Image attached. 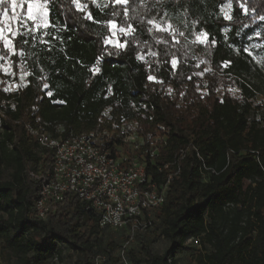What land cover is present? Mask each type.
Wrapping results in <instances>:
<instances>
[{
	"label": "trees",
	"instance_id": "obj_1",
	"mask_svg": "<svg viewBox=\"0 0 264 264\" xmlns=\"http://www.w3.org/2000/svg\"><path fill=\"white\" fill-rule=\"evenodd\" d=\"M225 1L49 0L46 19L9 37L15 55L0 41V102L12 97L9 80L18 88L0 131V177L9 170L0 180L1 259L137 264L128 256V237L102 246L101 232L113 227H101L87 202L71 193L52 202L45 219L36 217V176L51 169L53 151L27 130L53 138L94 132L117 149L116 133L133 123L139 139L166 141L146 161L157 185L171 174L164 203L142 226H152L149 235L159 233L169 247L153 254L141 245L144 264H176L189 239L201 248L196 264H264V104H255L262 69L246 50L264 23V0H246L247 13L233 0L230 20L221 12ZM5 8L0 4V12ZM129 27L130 34L119 32ZM201 31L208 34L204 44L195 40ZM106 39L127 46L105 45Z\"/></svg>",
	"mask_w": 264,
	"mask_h": 264
},
{
	"label": "built area",
	"instance_id": "obj_2",
	"mask_svg": "<svg viewBox=\"0 0 264 264\" xmlns=\"http://www.w3.org/2000/svg\"><path fill=\"white\" fill-rule=\"evenodd\" d=\"M27 27V22L19 24L21 29ZM8 90L12 97L0 102V131L5 108L14 109L17 84L10 82ZM27 130L39 146L53 151L51 169L43 176H36L41 180L35 202L38 219L47 217L52 202L61 201L65 194L71 193L87 202L101 227L120 228L130 224L138 229L150 224L154 210L164 203L171 174L165 184L158 186L146 168V161L155 160L164 147L166 141L162 136L141 140L135 131L121 127L115 136L117 149H111L103 146L94 132L53 138L30 125ZM178 155L183 158L185 150H180ZM175 174L177 170L173 171ZM189 241L198 244L197 239ZM121 256L124 260L123 251ZM124 264L128 263L124 261Z\"/></svg>",
	"mask_w": 264,
	"mask_h": 264
},
{
	"label": "rangeland",
	"instance_id": "obj_3",
	"mask_svg": "<svg viewBox=\"0 0 264 264\" xmlns=\"http://www.w3.org/2000/svg\"><path fill=\"white\" fill-rule=\"evenodd\" d=\"M235 1L237 2L239 7L241 3H244V6L246 7L245 5L246 0H235ZM37 2L38 1L33 0V3H37ZM228 2L229 0H226L222 4L221 8L224 7V5L228 4ZM8 6H9V15H11L12 9L10 8L9 3ZM230 9L225 8V11L228 12V14H230ZM15 11L19 15V22H13L12 28L14 30L19 28V24H21L22 22L25 23L27 22L30 26L31 22L40 21V20H29L27 18V3H24L22 7H18ZM243 13L245 12L243 11ZM222 14L224 16L223 12ZM34 15H35V10H34ZM246 50L251 55L252 62L255 63L256 66L262 69V78L257 80L262 93L257 94L255 99V104H264V23L259 25L258 28H256L253 31V33L249 36ZM9 82H15V81L9 80L7 83L9 84ZM129 129L135 131L136 130L135 124L133 123L130 124ZM122 150L127 151V149H122ZM8 173L9 170L5 169L3 171L2 176L0 177V180L1 181L6 180L8 178ZM155 222L157 223V220H155ZM151 228L152 226L150 227V229H145V227L140 226L138 227V229H134V230L107 228L103 230L100 234L102 238L101 244L103 247L108 249L107 241L114 240L117 243L116 244L117 247L120 243H122L123 240H125V238L128 237V241L127 242L124 241V243L127 244L128 256L130 257V255L133 254L138 260L137 264H144L145 255H144V251L141 248V245L147 244L150 251L153 254H161L169 247L168 240L161 237L159 233L156 232L154 235L151 236L149 235L150 234L149 231L151 230ZM192 243L193 242L186 241L183 250L176 256L177 258L176 264H196L195 257L201 251V248L196 246L194 243L193 244ZM112 256H116L115 251L113 252ZM0 264H17V263L14 258H9V259L0 258ZM62 264H70L67 257H64Z\"/></svg>",
	"mask_w": 264,
	"mask_h": 264
},
{
	"label": "snow or ice",
	"instance_id": "obj_4",
	"mask_svg": "<svg viewBox=\"0 0 264 264\" xmlns=\"http://www.w3.org/2000/svg\"><path fill=\"white\" fill-rule=\"evenodd\" d=\"M3 3H9L10 8L12 9L11 15H9V9L5 8L3 9L2 12H0V16L3 17V20H0V40H3V46L5 49H8L10 52H12L13 55L15 53L12 51L11 47V40L9 37H17L19 35L18 30H14L12 28L13 22H19V15L15 11L18 7H22L24 3H27V18L29 20H41V19H46L50 15V7H49V0H43L42 3L37 2L33 3V0H20L19 3H17V0H0V4ZM124 3L127 4L128 0H124ZM169 3H171V0H169ZM233 6V0H229L228 4L224 5V7L221 8V12L224 13V19L225 20H230L231 16L228 14V12L225 11V8H232ZM240 7L242 11L247 13V8L244 6V3L240 4ZM34 10H35V15H34ZM125 14L127 15V10H125ZM260 19L264 21V16H261ZM153 21H149V24H152ZM108 26L109 29L113 32V36H115V29H116V23L112 20L108 21ZM133 31L131 27L125 29V28H120L119 32L122 35H128ZM208 39V34L205 31H201L195 36L196 42H199L201 44H204ZM112 44L114 47L118 48H125L127 46V41L124 43H120L118 39H106L105 45ZM150 55L155 56L156 53H150ZM138 60H143L144 57L143 55H138L137 56ZM173 66H175V61H173ZM5 73L8 72V69H4ZM93 72H98L97 67H93ZM24 75H29V73H24ZM23 78V77H22ZM149 80H155L156 78L153 76L148 77ZM48 86L45 85V88ZM51 95V93H49Z\"/></svg>",
	"mask_w": 264,
	"mask_h": 264
}]
</instances>
